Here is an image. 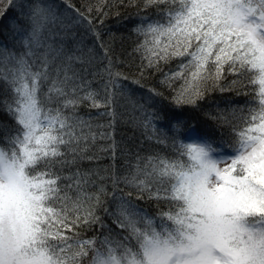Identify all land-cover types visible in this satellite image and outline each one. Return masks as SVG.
<instances>
[{
  "label": "snow or ice",
  "instance_id": "snow-or-ice-1",
  "mask_svg": "<svg viewBox=\"0 0 264 264\" xmlns=\"http://www.w3.org/2000/svg\"><path fill=\"white\" fill-rule=\"evenodd\" d=\"M128 3L141 38L128 55L141 79L163 73L174 113L245 83L255 99L206 112L234 139L211 135L158 107L155 88L138 99L121 54L67 0L72 16L20 0L13 47L0 43V264H264V0ZM125 115L164 151L121 147Z\"/></svg>",
  "mask_w": 264,
  "mask_h": 264
},
{
  "label": "trees",
  "instance_id": "trees-1",
  "mask_svg": "<svg viewBox=\"0 0 264 264\" xmlns=\"http://www.w3.org/2000/svg\"><path fill=\"white\" fill-rule=\"evenodd\" d=\"M64 5V0H59ZM105 0H67L68 4H72L75 8L79 9L81 13H84L88 19L92 20L93 25L97 27L104 41L111 42V46L114 48L116 53L121 54L120 59L125 64V67L120 68L121 72H124L131 79L139 80L143 88H137L136 85H127L130 89H135L137 98H147L148 92L146 89L155 88L157 91L162 93V96L156 98L155 103L158 107L162 108L169 115H181L184 119L191 121L193 124H199L205 128L211 135L219 137L225 135L226 140L232 141L234 138L229 135L228 127H217L212 121L205 119V113L209 111H215L216 105L234 104L239 108L245 107V102L248 100L255 99L253 93L256 88L251 83H245L244 85H237L231 91L220 93L218 91H210L205 93V99L200 102L198 108L186 107L178 113H174L171 92L160 85V79L163 73H151L149 72L143 79L139 73V59L135 56H129L128 53L131 51L134 44L141 39L137 37L133 32V27L137 20V12L139 7H132L129 5L128 0H106V7L104 11L107 12V16L103 17L98 14L95 9L100 4L104 3ZM12 7H9V0H0V43L8 44L9 47H13L16 36L9 30V25L14 24L15 18L21 11L17 5L20 0H11ZM64 8V7H63ZM92 8V12H88L87 9ZM27 12V9H24ZM103 19V24L99 23V20ZM23 23V22H22ZM86 27V25H85ZM82 33V29L80 33ZM18 35V34H17ZM181 62L180 59H172L169 63L162 65L164 72L175 71L177 65ZM234 77L229 76L223 83H229ZM247 80V77H245ZM249 107H255L249 105ZM95 109L92 110L91 114L96 116ZM99 111H103L100 109ZM243 115H247L244 113ZM240 113L237 110V115L233 116L231 113L228 114V120L230 125L237 127L243 126V122L239 119ZM96 119L101 123H106L108 117L99 116ZM115 139L121 147L127 148L130 152L139 150L142 155H150L153 151H161L164 149L160 145L152 144L144 139L142 130L135 124L131 123L130 118L125 115L123 119L116 124L115 127ZM95 150V149H93ZM134 162V161H133ZM108 163L107 159L100 161L101 165L106 166ZM83 167L88 168L94 165H90L84 162ZM118 170L123 168V161H119L116 165ZM123 174V173H121ZM123 187V186H122ZM129 189H125L128 191ZM139 206L149 213H155V205L151 202L137 201ZM110 208L115 206L109 201ZM91 236L92 233H88Z\"/></svg>",
  "mask_w": 264,
  "mask_h": 264
},
{
  "label": "rangeland",
  "instance_id": "rangeland-1",
  "mask_svg": "<svg viewBox=\"0 0 264 264\" xmlns=\"http://www.w3.org/2000/svg\"><path fill=\"white\" fill-rule=\"evenodd\" d=\"M56 2L58 4V6H59L60 11L63 12L66 16H72V15H74V13H72L70 9L63 8L64 5L59 0H56ZM219 166L221 168H223L225 165L224 164H221Z\"/></svg>",
  "mask_w": 264,
  "mask_h": 264
}]
</instances>
